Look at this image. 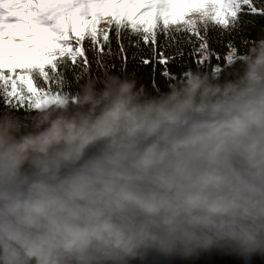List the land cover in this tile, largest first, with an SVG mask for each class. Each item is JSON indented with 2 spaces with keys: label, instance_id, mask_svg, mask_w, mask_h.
I'll return each instance as SVG.
<instances>
[{
  "label": "clouds",
  "instance_id": "obj_1",
  "mask_svg": "<svg viewBox=\"0 0 264 264\" xmlns=\"http://www.w3.org/2000/svg\"><path fill=\"white\" fill-rule=\"evenodd\" d=\"M227 59L223 78L105 73L0 112V264L264 254V37Z\"/></svg>",
  "mask_w": 264,
  "mask_h": 264
},
{
  "label": "trees",
  "instance_id": "obj_2",
  "mask_svg": "<svg viewBox=\"0 0 264 264\" xmlns=\"http://www.w3.org/2000/svg\"><path fill=\"white\" fill-rule=\"evenodd\" d=\"M256 7H264V0H254ZM147 37V39H146ZM264 37V13H252L246 9L225 27L215 21L199 22L196 26L180 22L165 27L159 23L154 35L141 29L133 30L127 24H113L107 39L103 34L93 38L86 35L82 41L83 54L73 59L72 54L58 58L43 71L34 70L31 75L37 88L59 93H74L88 78L113 73L136 78L138 86L147 91L167 90V84L188 69L199 67L224 73L238 66L229 64L227 54L236 48L244 54L257 39ZM206 45V48H202ZM207 60L201 62L204 52ZM163 59V63L161 62ZM167 71L169 75H164ZM11 109L21 114L31 111L27 106L9 103V97L0 86V112ZM131 264H264V254L243 255L227 248L201 250L191 256L164 255L150 251Z\"/></svg>",
  "mask_w": 264,
  "mask_h": 264
},
{
  "label": "snow or ice",
  "instance_id": "obj_3",
  "mask_svg": "<svg viewBox=\"0 0 264 264\" xmlns=\"http://www.w3.org/2000/svg\"><path fill=\"white\" fill-rule=\"evenodd\" d=\"M245 9L264 13L254 0H0V86L9 103L29 107L34 98L47 94L34 84L33 68L43 71L65 53L73 59L83 54L82 47L65 41L79 43L86 34L107 39L113 24L154 35L159 23L192 24L194 16L227 27ZM205 57L206 51L201 62Z\"/></svg>",
  "mask_w": 264,
  "mask_h": 264
},
{
  "label": "rangeland",
  "instance_id": "obj_4",
  "mask_svg": "<svg viewBox=\"0 0 264 264\" xmlns=\"http://www.w3.org/2000/svg\"><path fill=\"white\" fill-rule=\"evenodd\" d=\"M208 21H210V20H208ZM199 23V21L196 23V24H198ZM196 24H195V26H196ZM86 35H91V34H86ZM85 35V36H86ZM63 43H66V44H71L72 46H73V48H75V47H80L81 45H82V42H77L76 40H70V41H65V42H63ZM68 54H71V53H65L63 56H65V55H68ZM63 56H57V58L55 59V60H57L58 58H60V57H63ZM55 60L53 61V62H55ZM52 62V63H53ZM45 66H47V65H45ZM44 66V67H45ZM34 70H39L40 72H41V69L40 68H33L32 70H31V74H32V72L34 71ZM32 78H33V75H32ZM33 81H34V84H35V80H34V78H33ZM36 85V84H35ZM37 87V86H36ZM42 89V88H41ZM45 92H47V93H49V94H55L56 92H52V91H47V90H44Z\"/></svg>",
  "mask_w": 264,
  "mask_h": 264
}]
</instances>
